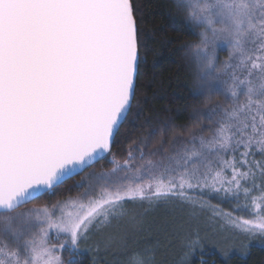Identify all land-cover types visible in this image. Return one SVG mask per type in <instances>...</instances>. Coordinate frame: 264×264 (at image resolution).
<instances>
[{
	"label": "rangeland",
	"instance_id": "374dc122",
	"mask_svg": "<svg viewBox=\"0 0 264 264\" xmlns=\"http://www.w3.org/2000/svg\"><path fill=\"white\" fill-rule=\"evenodd\" d=\"M179 1L200 35L198 56L228 100L218 106L212 134L195 136L183 153L162 154L120 175L115 188L95 185L94 175L110 180L133 167V156L113 160L111 173L80 182L81 196L52 209L31 208L22 215L37 231L0 240V264H68L65 254H74L78 242L109 250L118 244L116 229H140L171 209L193 219L201 245L240 252L264 240V0ZM214 196L233 201L232 210L210 203L207 197ZM108 207L114 210L104 223L87 229Z\"/></svg>",
	"mask_w": 264,
	"mask_h": 264
},
{
	"label": "water",
	"instance_id": "95a60500",
	"mask_svg": "<svg viewBox=\"0 0 264 264\" xmlns=\"http://www.w3.org/2000/svg\"><path fill=\"white\" fill-rule=\"evenodd\" d=\"M138 67L131 0H0V214L111 153Z\"/></svg>",
	"mask_w": 264,
	"mask_h": 264
},
{
	"label": "trees",
	"instance_id": "16d2710c",
	"mask_svg": "<svg viewBox=\"0 0 264 264\" xmlns=\"http://www.w3.org/2000/svg\"><path fill=\"white\" fill-rule=\"evenodd\" d=\"M179 2L131 0L139 48L137 86L132 109L111 153L32 203L1 213L0 240H10L14 233L30 238L38 226L23 213L33 207L52 209L61 201L81 196L85 186L80 182L92 173H111L114 161L125 163L133 156V167L112 174L110 180L94 175L95 185L115 188L120 175H128L135 167L146 166L162 154L183 153L195 136L212 134L218 106H225L228 100L204 68V58L198 56L200 35ZM207 198L216 206L232 210L233 201ZM111 208L101 211L87 229L93 232V226L102 225L113 212ZM154 219L153 224L140 229H116L118 244L109 246V250L95 251L80 241L77 251L66 252L65 259L68 264H264V240L240 252H224L217 246L198 243L199 231L192 227L193 219L184 211L171 209Z\"/></svg>",
	"mask_w": 264,
	"mask_h": 264
}]
</instances>
